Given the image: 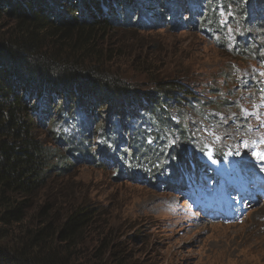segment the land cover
Segmentation results:
<instances>
[{"label": "trees", "instance_id": "1", "mask_svg": "<svg viewBox=\"0 0 264 264\" xmlns=\"http://www.w3.org/2000/svg\"><path fill=\"white\" fill-rule=\"evenodd\" d=\"M233 2L240 4L235 8L246 18L261 4V0H0V24L5 17L14 20L10 31L0 28V264H136L128 249L114 246L105 233L93 256L80 250L89 229L97 225L94 208L73 206L61 213L59 208L68 204L56 197L32 210L33 198L51 170H62L60 162L54 165L58 155L47 147L44 136L54 134L61 143L58 129L66 126L77 131L65 139L71 152H92L91 159L102 155L121 176L151 185L153 181L160 185L156 176L164 174L180 176L175 180L180 181L192 163L197 165L195 148L184 137L186 127L181 123L194 111L196 94L177 80L152 77L148 73L154 69L144 61L138 68L153 91L131 87L104 64L127 55L103 43L115 27L176 30L199 24L212 29L218 4L225 10ZM103 95L111 100L105 103ZM130 169L137 171L130 175Z\"/></svg>", "mask_w": 264, "mask_h": 264}, {"label": "rangeland", "instance_id": "2", "mask_svg": "<svg viewBox=\"0 0 264 264\" xmlns=\"http://www.w3.org/2000/svg\"><path fill=\"white\" fill-rule=\"evenodd\" d=\"M260 3L247 18L235 8L238 2L225 10L218 4L212 29L199 25L176 30L115 27L103 43L127 55L104 64L131 87L153 91L147 75L138 68L144 61L154 69L148 73L152 77L177 80L194 91L196 102L186 119L184 137L195 148L199 166L191 170L199 173L198 180L191 178L185 186L164 174L157 176L163 185L157 181L151 185L134 176H121L110 160L91 159L92 152H71L65 141L59 143L54 134L47 133V147L58 155L54 165L60 162L62 170H51L33 198L32 210L56 197L57 202L68 204L59 208L61 213L73 206L94 208L97 225L89 229L80 248L86 256L97 252L100 235L105 233L114 246L128 249L136 264H264V214L260 213L264 204L238 223H209L185 195L191 189L205 188L210 173L222 167L235 170L229 158L249 151L259 158L257 154L264 153V0ZM13 21L5 17L0 24L6 27L4 33L11 30ZM102 99L111 100L107 95ZM44 130L49 132L48 127ZM64 158L73 161L65 164Z\"/></svg>", "mask_w": 264, "mask_h": 264}, {"label": "snow or ice", "instance_id": "3", "mask_svg": "<svg viewBox=\"0 0 264 264\" xmlns=\"http://www.w3.org/2000/svg\"><path fill=\"white\" fill-rule=\"evenodd\" d=\"M257 155L259 156L260 159H264V153H258Z\"/></svg>", "mask_w": 264, "mask_h": 264}, {"label": "bare ground", "instance_id": "4", "mask_svg": "<svg viewBox=\"0 0 264 264\" xmlns=\"http://www.w3.org/2000/svg\"><path fill=\"white\" fill-rule=\"evenodd\" d=\"M260 213H263L264 214V210H260Z\"/></svg>", "mask_w": 264, "mask_h": 264}]
</instances>
